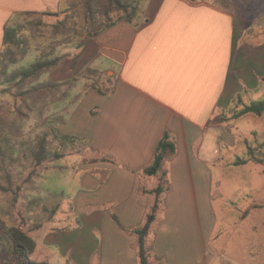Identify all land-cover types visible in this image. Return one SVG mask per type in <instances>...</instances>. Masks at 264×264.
Segmentation results:
<instances>
[{
  "label": "crops",
  "instance_id": "obj_1",
  "mask_svg": "<svg viewBox=\"0 0 264 264\" xmlns=\"http://www.w3.org/2000/svg\"><path fill=\"white\" fill-rule=\"evenodd\" d=\"M63 3L0 0V58L6 27L20 25L17 19L25 15L56 17L41 20L39 49L54 52L55 82L63 89L57 98L63 120L59 136L84 141L69 151L82 157L81 183L88 189L72 207L88 219L90 230L85 236L79 227L47 230L42 250L57 249L53 254L67 257V264H141L137 230L146 224L151 202L159 199L165 209L160 217L166 219L158 230L159 220L150 225L145 241L149 264H208L201 238L203 226L209 231V219L204 225L209 212L198 204L194 210L193 201L210 198L209 163L222 153L224 134L210 123L240 90L260 83L264 43L242 42L248 27L239 5L149 0L136 19L126 12L100 33L67 39L71 43L56 40V46L51 37L45 45L48 29L55 36L65 24L57 23L65 14ZM77 3L68 2L69 13ZM25 36L29 41L28 31ZM166 136L175 150H167L159 171L148 174L145 168ZM164 180L166 189L157 195ZM42 211L49 221L61 207L43 206ZM187 221L191 228L185 227ZM169 222L177 227L173 233L166 228ZM44 263L53 264L47 254L40 257Z\"/></svg>",
  "mask_w": 264,
  "mask_h": 264
},
{
  "label": "rangeland",
  "instance_id": "obj_2",
  "mask_svg": "<svg viewBox=\"0 0 264 264\" xmlns=\"http://www.w3.org/2000/svg\"><path fill=\"white\" fill-rule=\"evenodd\" d=\"M69 1L63 3L65 14L57 21L58 24L64 21L62 30L53 36L48 29L50 35H44L48 37L45 45L51 37H55L52 45L56 46V40L65 39L66 43H71L69 41L79 36L100 33L109 24L118 22L126 12L129 18L136 19L149 0H78L76 11L70 13L67 10ZM206 1L239 5L248 27L242 42L264 43V0ZM42 16L30 14L17 19L24 30L14 32L10 42L4 41L0 58V264H10L13 227H22L36 240L37 248L30 257L37 264L43 254H47L53 264H67V257L53 254L57 249L42 250L40 242L47 230L60 227L73 231L79 227L84 230L80 236L87 235L90 230L88 219L80 217V211L72 207L73 199L82 189H88L81 183L82 174L86 172L80 167L82 157L69 151L72 146L78 149L84 141L73 143L68 136H59L58 126H62L63 120L58 116L62 106L58 105L57 98L63 89L55 82L54 52L39 49L43 38L41 23L54 15ZM26 31L31 35L29 41ZM36 61H49V65L33 76L22 77L21 70ZM261 100H264V77L256 88L240 90L223 114L210 123L221 128L224 134L222 153L217 161L209 163L210 198L206 202L200 195L201 201H193L194 210L198 204L199 208L203 206V211L209 212L208 218L204 217V225L209 219V231L206 233L203 226L201 238V251L203 255L208 254V264H264V104L257 105L261 114H241L248 105ZM61 152L67 153L66 156ZM58 155L61 157L57 158ZM241 159L247 162L236 165ZM57 204L61 211L51 220H44L43 206L50 208ZM151 205L148 215L155 216L152 226L156 219L159 220L155 225L158 230L161 221L166 219V215L160 217L165 213L164 202L153 201ZM43 221L45 224L40 227ZM165 225L171 233L177 229L174 223L170 225L169 222L170 228ZM191 226L192 221H187L185 227ZM193 230L195 240V219ZM52 238L57 239L55 234Z\"/></svg>",
  "mask_w": 264,
  "mask_h": 264
},
{
  "label": "trees",
  "instance_id": "obj_3",
  "mask_svg": "<svg viewBox=\"0 0 264 264\" xmlns=\"http://www.w3.org/2000/svg\"><path fill=\"white\" fill-rule=\"evenodd\" d=\"M23 30H24V28L22 25H18L16 27H13V26L6 27L5 41L10 42L12 36L14 35V32L17 33L18 31H20V33H21ZM50 63L52 64L53 62H50ZM48 65H49V61H47V62L36 61L30 67H27L26 69H22L21 75H23L22 77H24V78L33 76V75L37 74L38 72H40L42 69H44ZM12 77L13 78L15 77L14 74ZM258 104L263 105L264 100L251 103L242 111L241 114L250 113V112L261 114L260 110L257 107ZM167 138L168 137L166 136L160 142V144L158 145V148H157V153H156V157H155L154 161L145 168V171L148 174H151V175L156 174L162 165L164 153L167 150H171V151L175 150L174 144L169 142ZM42 145H43V142L41 144V147H42ZM246 162H247V160L241 159V160L237 161L236 164L239 165V164H244ZM166 182L167 181L164 180V182L158 188H156L155 192L157 193V195H159L165 191ZM156 201L158 202L159 199H157ZM155 204L156 205H154V208L156 210L158 205H157V203H155ZM154 217L155 216L153 214H149L146 224L137 230V233L139 235V238H138L139 242L138 243H139V247H140V262H141V264H149V259H148V255H147L146 248H145V241H146V236L149 232L150 225H151ZM11 239L13 242V253H12V258L10 260V264H37L30 257V254L36 248V240L27 231H25L22 227H13L12 233H11ZM38 264H40V263H38ZM44 264H47V263H44Z\"/></svg>",
  "mask_w": 264,
  "mask_h": 264
}]
</instances>
